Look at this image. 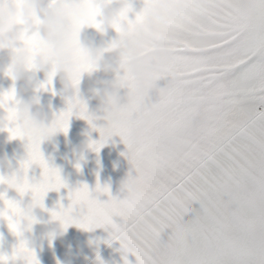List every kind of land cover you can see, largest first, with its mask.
<instances>
[{
	"label": "snow or ice",
	"instance_id": "obj_1",
	"mask_svg": "<svg viewBox=\"0 0 264 264\" xmlns=\"http://www.w3.org/2000/svg\"><path fill=\"white\" fill-rule=\"evenodd\" d=\"M241 2L185 0L188 14L165 26L181 36L184 48L158 77L167 80L157 89L158 111L130 117L146 122L149 133L132 147L125 130H117L127 149L122 155L147 178L138 197L150 200L147 210L137 212L133 201L113 197L99 184L95 191L108 194L107 201L83 184L60 210L78 206L84 213L78 226L85 229H113V217L138 220L119 240L136 264H264V0H247L244 14ZM160 123L165 130L157 135L151 129ZM34 163L43 169L41 183L33 186L26 178L22 191L31 188L43 198L66 186L38 145L22 167L27 171ZM191 211L196 215L185 219Z\"/></svg>",
	"mask_w": 264,
	"mask_h": 264
},
{
	"label": "clouds",
	"instance_id": "obj_2",
	"mask_svg": "<svg viewBox=\"0 0 264 264\" xmlns=\"http://www.w3.org/2000/svg\"><path fill=\"white\" fill-rule=\"evenodd\" d=\"M239 7L244 14L250 5L242 0ZM188 11L185 0H0V75L11 82L0 91V129H19L16 136L8 131L9 139L26 141V156L17 166L6 154L0 156V222L15 238L10 249L0 244V264H39L33 248L35 228L41 223L39 213L46 210L47 193L57 190L49 189L43 198L31 188L22 191L26 178L33 186L43 178L39 164H32L42 169L39 180L29 179L32 165L27 171L22 167L31 148L38 145L41 152L42 142L58 132L67 134L73 116L88 124L85 139L71 148L77 169L86 152L99 153L114 142V137L121 138L120 128L125 130L128 145L139 146L150 129L146 122L130 117L158 111L157 99L151 93L157 91L158 77L173 68L184 48L181 36L165 31V26ZM85 29L95 30L99 41L85 39ZM109 30L116 35L105 41ZM194 40L199 43L203 37ZM85 78L87 93L82 88ZM54 82L59 84L65 105L56 113L46 109L38 96L42 91H52ZM91 100L96 101V107L89 111ZM65 125L66 132L62 130ZM164 130L162 123L151 129L157 135ZM93 132L98 133L95 139ZM133 169L135 175L122 181L120 191L124 199L134 202L137 212L146 211L150 200L138 197L147 188V178ZM26 194H30L27 203L23 201ZM61 208L65 207L61 204L58 210H48L49 244L62 238L70 226L79 227L82 222L84 213L78 206L66 214ZM138 223H116L110 237L124 239ZM79 228L91 232L100 227Z\"/></svg>",
	"mask_w": 264,
	"mask_h": 264
},
{
	"label": "rangeland",
	"instance_id": "obj_3",
	"mask_svg": "<svg viewBox=\"0 0 264 264\" xmlns=\"http://www.w3.org/2000/svg\"><path fill=\"white\" fill-rule=\"evenodd\" d=\"M116 33L113 30L104 37V40L114 38ZM85 39H95L97 42L100 37L93 29H85L83 32ZM38 79H42L38 77ZM10 81L0 75V91L6 90L10 86ZM166 79L157 82V89L165 87ZM87 93L88 80L82 85ZM151 95L157 99L158 93L154 90ZM41 103L51 112L56 113L64 108V100L59 94V84L54 82L52 91H42L38 93ZM89 111L96 107V101H88ZM88 130V124L85 120L77 116L71 117L69 121V130L56 133L50 140L41 144V153L50 167L59 170L61 178L67 185L61 188L59 192L50 191L45 197V211L39 213V223L35 228L33 248L36 252L39 264H124V258L127 257L129 264H136V258L131 253H125L121 248L119 241L110 237L111 229L100 227L91 232L81 229L75 225L70 226L65 235L49 244L47 231L51 227L50 213L48 210L59 208L63 205L65 208L71 202L69 192L83 184H87L93 196H96L101 202L108 200V194L97 193L95 191L97 184L101 187L107 185L111 196L123 198L120 191L122 181L128 175H135V171L126 155L127 149L119 136L113 138V143L105 146L99 153L86 152L85 160L81 162L79 169L71 156V148L85 139V132ZM93 138L98 137V133H92ZM26 141L9 139V132L6 129H0V156L7 155L12 159L13 165L17 166L26 156ZM42 169L38 165H32L29 170V179L35 177L39 180ZM11 196L19 199L15 193ZM30 194L23 198L28 202ZM192 208L199 210V204L193 203ZM196 215V211H191L185 219H191ZM114 222L120 223L119 217H113ZM170 234V229L162 233V239L166 240ZM15 243V238L11 235L4 222H0V244L9 248ZM87 257V258H86Z\"/></svg>",
	"mask_w": 264,
	"mask_h": 264
}]
</instances>
